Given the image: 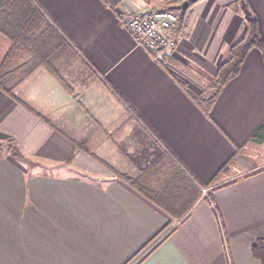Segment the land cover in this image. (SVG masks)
<instances>
[{
	"label": "crops",
	"instance_id": "0c3cea01",
	"mask_svg": "<svg viewBox=\"0 0 264 264\" xmlns=\"http://www.w3.org/2000/svg\"><path fill=\"white\" fill-rule=\"evenodd\" d=\"M169 1L185 27L151 53L122 21ZM239 2L264 40V0H0V264H127L158 233L128 264H260L264 170L238 174L264 122L260 53L209 118L190 97L240 37Z\"/></svg>",
	"mask_w": 264,
	"mask_h": 264
},
{
	"label": "trees",
	"instance_id": "16d2710c",
	"mask_svg": "<svg viewBox=\"0 0 264 264\" xmlns=\"http://www.w3.org/2000/svg\"><path fill=\"white\" fill-rule=\"evenodd\" d=\"M199 1L201 0H190V3L194 5ZM236 5L237 12L242 19V33L240 37L228 47L227 58L218 66L211 87L199 96H190L194 104L207 118H209L210 116L213 104L215 103V100L220 91L228 81L238 75L243 61L251 50L255 49L260 53L261 60L264 65V40L260 35L256 17L244 2H239ZM169 11H172L179 16L177 30L182 31L186 24L184 13L179 9V7H171ZM262 146H264V122L252 135L250 141L245 147V150L256 151ZM13 155L18 158H23L18 152L13 153ZM232 165V161H229L225 166H223L217 173L212 185H215L223 179L229 178V175H231ZM249 176H251V174L246 175L245 178ZM226 185L228 184L218 186L213 191H215L216 189H220ZM159 235L160 233L154 236L139 252H137V254H135L132 259L136 258L145 248H147L153 241H155V239H157ZM250 253L251 257L255 261L259 262L260 264H264V239L256 240L250 248ZM132 259L129 260L127 264L130 263Z\"/></svg>",
	"mask_w": 264,
	"mask_h": 264
},
{
	"label": "built area",
	"instance_id": "2783aa9c",
	"mask_svg": "<svg viewBox=\"0 0 264 264\" xmlns=\"http://www.w3.org/2000/svg\"><path fill=\"white\" fill-rule=\"evenodd\" d=\"M178 17L170 11L134 14L126 16L122 24L133 35L137 44L151 53L172 48L174 40L169 31L177 23ZM206 195V190H202Z\"/></svg>",
	"mask_w": 264,
	"mask_h": 264
},
{
	"label": "rangeland",
	"instance_id": "374dc122",
	"mask_svg": "<svg viewBox=\"0 0 264 264\" xmlns=\"http://www.w3.org/2000/svg\"><path fill=\"white\" fill-rule=\"evenodd\" d=\"M180 6V4H178V3H174V2H171V1H169V2H166V4L165 5H163L162 7H160V9L162 10H168V9H171V7L173 8H175V7H179ZM153 12H155V11H153ZM169 62V61H168ZM169 63H171V62H169ZM255 154H254V157H247L245 160H247V166L243 169V168H240V169H238V174H246V172H251V171H253L254 169L256 170L257 169V171H260V170H264V146H262L261 148H259V149H257L255 152H254ZM249 167L251 168H253V169H251V170H248L249 169ZM212 195V194H211ZM156 242V240L155 241H153L152 243H155ZM151 243V244H152ZM150 244V245H151ZM149 245V246H150ZM148 246V247H149ZM147 247V248H148ZM146 248V249H147ZM144 252V251H143ZM143 252H141L136 258H135V260L140 256V255H142L143 254Z\"/></svg>",
	"mask_w": 264,
	"mask_h": 264
},
{
	"label": "water",
	"instance_id": "95a60500",
	"mask_svg": "<svg viewBox=\"0 0 264 264\" xmlns=\"http://www.w3.org/2000/svg\"><path fill=\"white\" fill-rule=\"evenodd\" d=\"M188 5L187 2H182L179 6V9L183 10Z\"/></svg>",
	"mask_w": 264,
	"mask_h": 264
}]
</instances>
